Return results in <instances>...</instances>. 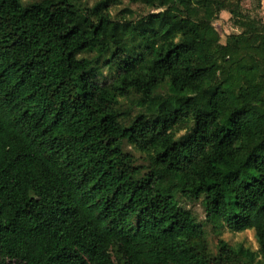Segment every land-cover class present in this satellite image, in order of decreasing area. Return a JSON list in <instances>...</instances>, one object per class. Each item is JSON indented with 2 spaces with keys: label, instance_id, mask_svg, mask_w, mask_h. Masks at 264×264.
<instances>
[{
  "label": "trees",
  "instance_id": "trees-1",
  "mask_svg": "<svg viewBox=\"0 0 264 264\" xmlns=\"http://www.w3.org/2000/svg\"><path fill=\"white\" fill-rule=\"evenodd\" d=\"M91 1L0 0V264H264L263 18L242 0ZM34 6L92 36L65 41ZM181 200L258 247L214 252Z\"/></svg>",
  "mask_w": 264,
  "mask_h": 264
},
{
  "label": "rangeland",
  "instance_id": "rangeland-1",
  "mask_svg": "<svg viewBox=\"0 0 264 264\" xmlns=\"http://www.w3.org/2000/svg\"><path fill=\"white\" fill-rule=\"evenodd\" d=\"M26 2H35L36 0H25ZM93 2V0L91 1ZM125 7H130L137 14L146 12V9L137 3H132L129 0H124L123 4L113 9V12H119ZM241 10L244 13H252L253 15H259L264 20V0H242ZM32 17L37 22H44L52 29L62 33L64 39L67 42L77 44L87 38L92 36L91 31L87 28L85 21L83 19H77L74 12L70 10H58L50 18L42 17L39 13L37 6L33 7ZM215 26L220 30L223 41L225 42L226 37L229 34L238 32L239 29L234 26L230 20V14L228 12H222L220 17L214 22ZM261 47L264 50V40L261 42ZM232 48H225L222 54H226L231 51ZM208 63L210 67L211 79L218 80L222 79L228 72L229 63L225 62L222 65H215L211 56H208ZM118 143L115 138H109L104 141L105 146H114ZM127 158L137 157L139 163H145L143 156L134 151L132 147H127ZM156 180H152L150 183L146 184L145 187L149 193H154ZM183 204L187 207H191L196 217L199 221L204 223L206 234L208 236V241L210 248L214 251H218V242L220 238L227 240L228 242L235 244L238 242H243L250 245L254 249L258 247L256 242L254 232L252 230H247L245 232H232L227 227L222 225L220 221L207 220V215L203 209L200 201H183Z\"/></svg>",
  "mask_w": 264,
  "mask_h": 264
}]
</instances>
